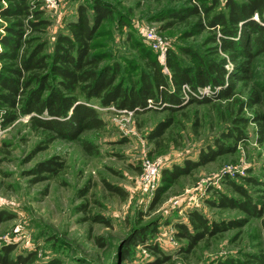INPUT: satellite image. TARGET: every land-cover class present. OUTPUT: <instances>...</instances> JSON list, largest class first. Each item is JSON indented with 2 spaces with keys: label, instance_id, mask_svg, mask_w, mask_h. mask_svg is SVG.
Wrapping results in <instances>:
<instances>
[{
  "label": "rangeland",
  "instance_id": "374dc122",
  "mask_svg": "<svg viewBox=\"0 0 264 264\" xmlns=\"http://www.w3.org/2000/svg\"><path fill=\"white\" fill-rule=\"evenodd\" d=\"M96 1L110 13L95 28L90 54L99 59L98 67H119L115 83L131 85L154 57L170 76L168 56L186 69L222 63L227 71L223 82L232 84V94L204 103L180 89L178 106L144 113L91 100L102 128L67 139L34 129L29 116L20 114V99L36 87L30 73L23 72L29 86L14 107L1 98L7 91L0 85V111L10 114L9 122L0 121V256L16 260L14 264H253L254 255L264 260V135L259 140L264 131V53L248 57L223 50L220 26L207 22L225 11L226 0H25L22 13L10 15L1 10L14 12L17 1L0 0V75H14L12 69L19 67L1 37L19 41L15 54L41 47L49 64L58 36L69 34L68 23L77 19L79 6L93 23ZM42 75L55 85L51 69ZM212 87L198 94L210 97L219 91ZM166 119L170 123L164 133L149 137ZM236 128L241 141L222 136ZM216 139L227 150L214 161L177 179L162 178L164 169L215 148ZM50 158L62 166L55 172L35 171ZM146 160L162 163L154 187L140 180ZM230 181L262 204L261 217L219 204L220 195L245 200ZM192 211L209 227L223 228L202 232L189 248L180 226L202 231L190 223ZM141 230L143 236H137Z\"/></svg>",
  "mask_w": 264,
  "mask_h": 264
},
{
  "label": "trees",
  "instance_id": "16d2710c",
  "mask_svg": "<svg viewBox=\"0 0 264 264\" xmlns=\"http://www.w3.org/2000/svg\"><path fill=\"white\" fill-rule=\"evenodd\" d=\"M16 1L17 7L14 12L11 8L1 10V12L8 15L22 13L26 8L25 0ZM224 8V12L220 11L214 14L207 22L210 27L220 26L218 36L221 38L223 50H239L242 55L248 57L263 54L264 0H226ZM202 9L208 15L210 10L205 7ZM94 10L93 23L91 24L86 8L79 6L77 19L68 23L69 34L58 36L49 64L41 55V47L37 46L31 52L23 51L21 54H15L14 50L18 47L19 41L7 36L1 37V41L12 49L9 55L15 58L19 65L18 68L12 69L14 75H0V85L7 91L1 95V98L12 107L17 105V96H22V91L27 90L29 86L28 77L26 76L24 79L23 72L30 73V77L36 82V87L29 90L26 96L20 99L19 111L22 116H29L34 129L51 130L63 138L75 139L85 130L100 129L103 126L98 111L90 105L91 100H96L102 107L113 105L117 109L136 113H144L151 108L165 106H167L165 108H175L182 101L177 91H180L183 84L188 85L191 91L205 86H218L219 91L215 94L212 93L210 97L190 96L196 102L206 103L214 98L231 96L233 86L230 82L226 85L223 82L227 71L223 68L222 63L208 62L202 63L197 68L186 69L173 64L168 56L165 61L170 76L162 72L161 64L154 57L148 60V71L141 73L137 81L128 86L115 83L119 67L116 64L98 67L99 59L90 54V41L95 28L110 13L109 8L99 1L95 2ZM254 15L256 19H254ZM177 16L181 15L177 14ZM31 24L34 25L33 22ZM16 34L18 35L19 31ZM232 38L237 39L234 41ZM212 41H215L214 36ZM252 49H254L253 53H251ZM47 68L51 69L54 78H56L54 86L50 85L48 77L42 75V72ZM78 96H83V101H79ZM254 101L257 99L254 98ZM9 116V113L0 111L2 123L9 122ZM169 123L170 119L159 122L149 137H160ZM260 132L259 140L262 141L264 131ZM222 136L234 137L237 141L242 140V133L240 130L237 131V128L229 129L227 133H222ZM215 142V148L210 146L206 150H202L197 159L187 160L182 165L174 164L170 169H164L162 178L177 179L183 174H189L193 169L214 161L219 154L227 150L225 142L219 139H216ZM56 166L61 167L62 164L50 158L39 163L35 171L55 172ZM245 180L247 182L255 181L254 178ZM230 183L245 200L241 201L220 195L219 204L221 206H237L253 216L261 217L262 204L257 205L253 202L252 197L243 186L235 184L233 181ZM111 189L115 188L111 187ZM188 218L195 229L201 228L202 230L201 233H192L188 232L185 225L180 226V234L188 239L189 248H192L204 236L202 232L208 233V229L216 231L219 230L216 228H223L219 224H212L209 227L206 219L196 211L190 212ZM143 234L144 231L141 230L136 235L141 237ZM252 257L256 259L253 264H264V260L260 256ZM0 262L14 264L16 260L9 261L3 255L0 256Z\"/></svg>",
  "mask_w": 264,
  "mask_h": 264
},
{
  "label": "built area",
  "instance_id": "2783aa9c",
  "mask_svg": "<svg viewBox=\"0 0 264 264\" xmlns=\"http://www.w3.org/2000/svg\"><path fill=\"white\" fill-rule=\"evenodd\" d=\"M256 18V16H255ZM164 56V54H163ZM166 67V65H165ZM213 88V87H212ZM210 89V86H205L202 88H197L195 91H191L189 86L186 84H183L181 87V90L183 92H187L188 95L193 96V97H201L202 95L198 94L200 91L205 92L207 90ZM161 162L160 161H148L146 160L143 163V167H142V172L140 175V180L142 182V184L146 187H154L156 181L159 178L160 175V167H161Z\"/></svg>",
  "mask_w": 264,
  "mask_h": 264
}]
</instances>
